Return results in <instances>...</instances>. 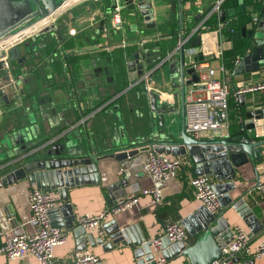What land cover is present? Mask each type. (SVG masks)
Masks as SVG:
<instances>
[{"label": "crops", "instance_id": "obj_1", "mask_svg": "<svg viewBox=\"0 0 264 264\" xmlns=\"http://www.w3.org/2000/svg\"><path fill=\"white\" fill-rule=\"evenodd\" d=\"M106 1V0H105ZM104 0H87L71 6L62 12L54 22V29L40 36H25L21 42L9 46L16 48L15 67L23 78L16 86L8 85L5 71L0 68V229L6 236L21 233L32 234L34 226L29 222L28 192L33 185L26 180L17 183L5 181L2 175L8 170L3 169L6 163L15 158L24 157L34 150L49 148L58 140L71 144L79 154L91 158L97 173L88 174L85 178L94 181L68 189V203L74 219L69 228L64 225L70 217L67 211L62 215L58 207L52 217L57 227L66 233V241L54 249L52 264H65L74 251H90L104 264H149L135 256L139 247H130L122 242L108 245L113 229L112 223L120 229H130L128 235L131 243L144 237L147 241L163 234L166 225L181 222L192 216L201 206L194 198L190 179L195 174V166L188 155L168 154L184 162L177 176L170 180L152 179L144 170V162L148 151L140 152V148L162 140L164 143L177 144L182 126V98L180 88V55L178 46L179 11L178 0H147L151 4L153 26L146 27L139 11L128 3L129 0H112L106 4ZM135 5L140 0H131ZM215 0H180L182 55L184 70L193 68L191 62H208L214 69L213 77L223 78L229 86L231 103L229 107V136L245 131L255 142L264 140V90L246 92L238 99L233 92L238 87H246L264 83V59L258 62L255 71L234 75L233 71L241 59L258 50L264 44V27L256 26L251 37L256 40V48L248 51L242 58L236 60L231 72H227L219 58L223 51L230 48V41L218 32L217 24L235 20L236 9L220 8L219 12L210 16V10ZM264 3V0H262ZM242 1H238V6ZM263 5V4H262ZM113 6V7H112ZM119 9L120 23H114L112 14ZM106 7L110 9L107 10ZM234 9L233 15L226 14L221 20L220 11ZM263 11V7H262ZM217 16L218 22L211 32L195 31L200 22L211 16ZM262 15V13H261ZM256 16V15H254ZM262 17V16H261ZM206 20L204 24L206 25ZM260 22V20H259ZM250 31V24L245 28ZM220 30V31H221ZM39 32V31H38ZM199 32V33H198ZM251 32V31H250ZM201 33V34H200ZM71 38L75 46L63 53L58 45L54 51L47 47L54 41L61 42ZM189 38L193 42L186 48ZM30 39V40H29ZM139 42H152L154 47L144 55V66L149 74L147 85L137 78L134 86L128 81L127 63L134 56H123L122 64L112 61L114 50L126 49ZM173 42V48L167 51L163 60L158 62L163 54L161 44L166 46ZM139 47V46H138ZM3 53L4 51L1 50ZM51 55L50 53H53ZM73 53L84 58L74 61L71 65L65 63V58ZM262 55V54H261ZM3 56V55H2ZM1 56V57H2ZM194 69V68H193ZM221 69V70H220ZM195 70V69H194ZM122 71L124 82L128 87L121 89L119 74ZM198 76V73L195 70ZM191 74H184V80H190ZM141 84V85H140ZM193 83L185 88L189 90ZM140 85V86H139ZM136 86V87H135ZM139 86V87H137ZM197 95H201L197 93ZM153 101H152V97ZM254 115V116H253ZM253 116L254 127L245 130L249 118ZM255 116H260L256 119ZM255 118V119H254ZM235 122V124H234ZM231 124H234L231 127ZM250 125V124H248ZM251 125V126H252ZM22 141V142H20ZM179 144V143H178ZM23 147V150H20ZM44 148V149H45ZM12 150V151H10ZM138 150L131 156L117 157L115 154ZM260 158L252 153L247 161L235 169V188L228 193L234 200L243 196L253 224L247 226L232 208L221 211L230 228L242 226L249 237V246L254 250L257 244L264 241V196L257 190V182H264V146L260 147ZM18 154V155H16ZM210 183L212 180L209 179ZM157 188L161 195V203L154 205L151 198L140 196L142 190ZM53 192V191H49ZM57 194L55 191L53 192ZM128 195L139 196L135 206L109 218L102 224L104 234L94 236L102 238L103 244H91L86 240L85 248L78 245L79 226L76 220L79 216L95 215L107 212L116 199ZM58 196V195H57ZM199 224L197 219L188 221V227L195 232ZM254 225V226H253ZM254 227L255 232L251 229ZM185 244L192 245L198 236H191L188 228ZM80 239V238H79ZM4 238H0V245ZM166 248L168 264H189L186 256L175 254L174 247ZM78 248H81L78 250ZM253 252V251H252ZM252 252L248 255L238 254V262L244 264L254 259L255 264H264V257L257 259ZM0 264H38L33 258L9 261L0 255Z\"/></svg>", "mask_w": 264, "mask_h": 264}, {"label": "water", "instance_id": "obj_2", "mask_svg": "<svg viewBox=\"0 0 264 264\" xmlns=\"http://www.w3.org/2000/svg\"><path fill=\"white\" fill-rule=\"evenodd\" d=\"M66 0H0V50L4 49L9 43L14 41V38H24L23 35L31 33L34 29L40 28L44 25L50 17H54L56 13L61 9ZM132 8L139 11L142 16L145 26H153L152 22V10L151 4L147 0H140L136 2V5L129 0L128 2ZM179 11V35L178 44L182 43L181 35V17H180V0H178ZM234 9L220 11L221 20L225 15H233ZM259 22V27H264V3L263 11ZM54 24H50L43 28L35 36H40L46 32L54 29ZM246 32L245 29H242ZM252 32L248 31L247 36H251ZM180 55V88H181V100L183 103L185 88L193 83L198 82V76L193 68L184 70L183 68V55L182 47L178 46ZM9 60H15L16 48H11ZM262 54V55H261ZM264 59V44L252 52L249 55L244 56L235 70L234 75L248 73L255 71L258 68V62ZM142 58L139 53H135L134 60L127 63L128 67V81L131 86H134L137 78L145 71L142 66ZM0 68L2 65L0 63ZM184 74H191L190 80H184ZM7 82V77L5 78ZM201 88V86H200ZM152 97V96H151ZM153 101V97H152ZM254 116V115H253ZM250 125L246 124L245 130H251L254 125L250 120ZM259 119L260 116H255ZM254 118V119H255ZM182 126L179 134V144L164 143L162 136L161 141L147 145L140 148L142 151H155L164 152L166 154L174 155H188L194 166L196 176H205L212 180L210 183L211 189L220 204V212L226 208H232L238 216L249 226L253 224L254 218H250L251 212L248 209L246 203L243 200V196H240L232 200L228 193L232 191L235 186L234 172L235 169L243 165L248 157L252 156L254 152L256 157L260 158V147L264 146V140L255 142L254 137H251L245 131H239L236 135H230L227 138H206L201 140H195L189 137L184 130V115L182 110ZM252 125V126H251ZM22 142V141H20ZM41 147L34 150L32 153L15 158L11 163H6L3 169L8 170L2 177L5 181L10 183H17L19 181L26 180L33 184L37 189L42 191H55L58 195L59 201L62 205L58 207V212L62 215L67 211L70 213V217L65 219L66 228L72 226L69 222L74 219L71 214V205L68 203V189L77 187L82 183L94 182L85 178L88 174L97 173L96 166L92 164L91 158L79 154L78 151L71 147V144H67L64 140H57L55 144H52L49 148ZM45 148V149H44ZM20 150H23L21 147ZM138 150L127 151L123 153L115 154V156H131ZM18 155V154H16ZM57 208H53L48 212V216L52 217V214L56 212ZM211 214L204 207H200L192 216L181 222L182 227L188 228V232L191 236H198L197 240L190 246H187L184 242H179L172 245L175 249V254H181L186 256L189 264H212L222 258V248H225L227 244L232 240V232L227 220L222 216V213ZM197 219L199 224L196 226L195 232L189 229L188 221ZM52 227H61L62 224H57L54 220L50 221ZM115 223V222H114ZM112 223L113 229L109 231L111 233L110 242L108 245L122 242L130 247H139L135 250V256L141 258L143 254H146L145 260L152 262V253L149 242L144 238H137L133 243L128 239V235L132 231L130 229H120L118 225ZM254 226V225H253ZM255 232L254 227L251 229ZM85 230L79 228L76 236L78 238V245L81 248H85L84 244ZM86 240L91 244H103L102 238L94 239L93 234H87ZM167 240L164 241L163 248L169 246ZM81 248H78L81 249ZM82 251V250H79ZM163 255L168 260L166 251H163ZM144 259H140L139 264ZM238 262V258H234V263ZM244 264H255L254 259L246 261Z\"/></svg>", "mask_w": 264, "mask_h": 264}, {"label": "built area", "instance_id": "obj_3", "mask_svg": "<svg viewBox=\"0 0 264 264\" xmlns=\"http://www.w3.org/2000/svg\"><path fill=\"white\" fill-rule=\"evenodd\" d=\"M83 1L87 0H66L54 17H50L40 28H35L33 32L30 34L26 33L23 37H27V35L31 36V34L53 24L60 13L65 12L71 6ZM224 1L215 0L210 13L207 15L210 16L213 13L219 12ZM112 20L114 23H120L119 9L117 6L112 14ZM205 20L200 22L195 31H203L204 33L212 31L209 26L204 24ZM217 26L219 30L215 33L219 34L220 30L226 27V23H218ZM13 40L3 49L4 53L0 57V63L7 76V84L16 86V82L21 80L23 76L12 75V67L7 50L13 43L21 42L24 39L20 38L17 40V38H14ZM182 44L183 42L178 44V46L181 45L182 47ZM142 45L143 42L138 43L139 47ZM191 64L199 73L198 82L187 90L184 95L182 107L185 133L195 140L213 137L227 138L229 136L227 112L228 98L230 96L229 86L223 78L218 79L213 77L215 71L208 65V62H191ZM142 74L140 80L147 85L149 74L146 71ZM258 90H264V83L238 87L233 92V97L238 99L246 92ZM197 93L201 95H197ZM183 164L184 162L178 158L169 157L164 152L151 150L148 151V156L144 162V170L152 179L165 181L175 178ZM189 183L193 188L194 198L199 202L200 206L204 207L211 214H218L220 212V204L217 196L210 187L209 179L205 176H194L190 179ZM256 188L264 196V182H257ZM140 196L151 198L154 205H159L162 200L160 192L155 187L142 190ZM138 199L139 196L134 195L120 197L116 199L114 205L107 212L79 216L76 223L86 232L97 237L102 236L104 234L102 224L109 218L135 206ZM58 205L59 198L57 194L39 190L32 185L28 192V207L30 212L29 222L34 226L35 230L32 234L21 233L15 236H6L0 229V238H4L3 243L0 245V255L9 261L33 258L38 264H52L54 249L66 241V233L60 228L52 227L48 216V212ZM230 229L232 232V240L225 248H222V258L212 264H235L234 258H237L238 254L248 255L252 251V254L257 259L264 257V241L259 242L255 249L251 250L246 230L240 225H236ZM165 240L170 244L185 242L186 231L180 223H170L165 226L161 236L149 240L153 264H168V260L163 255V251L165 250L163 244ZM65 264L104 263L90 251H74L71 254L70 260Z\"/></svg>", "mask_w": 264, "mask_h": 264}, {"label": "trees", "instance_id": "obj_4", "mask_svg": "<svg viewBox=\"0 0 264 264\" xmlns=\"http://www.w3.org/2000/svg\"><path fill=\"white\" fill-rule=\"evenodd\" d=\"M105 1V0H104ZM238 1H242V5L238 6ZM106 4L112 3V0H106ZM262 0H225L221 8L227 9L234 7L236 9V14L234 15L235 20H232L228 26L230 30L233 31L229 33L228 30H221L220 33L230 41V48L228 50H225L222 52L221 57L219 58V61L221 62L222 66L227 72H231V70L234 68V62L240 58L243 57L248 51L253 50L256 48V40L253 39L251 36H247V32H243L242 29L245 28L250 24V31L254 32L256 29V26L259 23V20L261 19V13H262V7H263ZM113 7V6H112ZM107 10H109V7H106ZM256 15V16H254ZM218 19L217 16L213 15L209 17L206 20V25L210 27V30L215 27L217 24ZM257 22V23H256ZM219 33V34H220ZM193 42V38H189L186 43L184 44L186 48ZM60 45V47L63 50V53L66 52V50H69L75 46V42L71 38H65L61 42L58 40H54L48 47L47 50L54 51L55 48ZM154 47V43L152 42H143V45L141 47H138L137 45H131L127 47L126 49H119L117 48L114 50V53L111 54V56L116 55L114 58H112V61L118 65L122 64V57L130 56L135 53H139V55L142 58V66L144 67V70L151 69L152 66H144V60L143 55L151 48ZM173 48V42H169L166 46H163L161 44V51L163 54L159 58L158 62L163 60L166 56L167 51L171 50ZM51 55L54 54L50 53ZM84 58L83 56H75L73 53H70L69 56L65 58V63L71 65L72 62H76L80 59ZM200 63L199 60H196ZM12 66L15 67V62H11ZM21 74L19 70H13V75L17 76ZM121 83V89H125L128 87L127 83L124 82V77L122 76V71L119 74ZM141 85V84H140ZM139 85V86H140ZM137 86V87H139ZM136 87V86H135ZM234 105V103H231V100L228 98V108L230 107H236V106H229ZM235 124V122H234ZM234 124H231V127H233Z\"/></svg>", "mask_w": 264, "mask_h": 264}, {"label": "rangeland", "instance_id": "obj_5", "mask_svg": "<svg viewBox=\"0 0 264 264\" xmlns=\"http://www.w3.org/2000/svg\"><path fill=\"white\" fill-rule=\"evenodd\" d=\"M97 1V0H96ZM54 24V23H53ZM55 26V25H54ZM30 40V39H29ZM3 55V52L0 50V57ZM12 151V150H10Z\"/></svg>", "mask_w": 264, "mask_h": 264}, {"label": "bare ground", "instance_id": "obj_6", "mask_svg": "<svg viewBox=\"0 0 264 264\" xmlns=\"http://www.w3.org/2000/svg\"><path fill=\"white\" fill-rule=\"evenodd\" d=\"M3 50V49H2Z\"/></svg>", "mask_w": 264, "mask_h": 264}]
</instances>
